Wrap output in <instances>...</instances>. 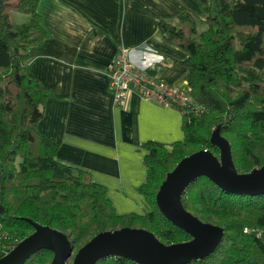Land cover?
Returning <instances> with one entry per match:
<instances>
[{
    "label": "trees",
    "instance_id": "obj_1",
    "mask_svg": "<svg viewBox=\"0 0 264 264\" xmlns=\"http://www.w3.org/2000/svg\"><path fill=\"white\" fill-rule=\"evenodd\" d=\"M38 3L0 0V247L8 252L28 237L34 229L27 220L63 233L76 251L97 234L121 228L145 229L169 246L190 242L192 237L157 206L167 175L202 150L219 158L212 143L217 129L231 145L238 173L264 167V0H200L201 19L183 10L175 18L178 25L156 20L164 38L188 54L182 64L200 111L193 105L178 109L185 136L171 150L157 142L142 144L148 177L138 191L151 207L144 215H117L106 188L89 173L57 162V145L38 133L44 104L52 97L25 75L27 50L49 37L40 25ZM12 13L29 19L17 25ZM199 20L206 25L200 34ZM181 201L188 212L224 229L216 250L189 264H264V194L225 192L200 177ZM52 258L40 250L24 264H50ZM96 264L138 263L112 256Z\"/></svg>",
    "mask_w": 264,
    "mask_h": 264
},
{
    "label": "crops",
    "instance_id": "obj_2",
    "mask_svg": "<svg viewBox=\"0 0 264 264\" xmlns=\"http://www.w3.org/2000/svg\"><path fill=\"white\" fill-rule=\"evenodd\" d=\"M183 10L203 18L200 0H39L37 5L49 37L27 50L25 75L52 92L37 131L57 145V162L89 173L106 188L117 215L149 210L138 191L148 177L142 144L157 142L171 150L184 140V117L136 93L116 107L108 68L118 49L128 48L136 67L191 94L182 64L188 54L168 42L156 23L175 22Z\"/></svg>",
    "mask_w": 264,
    "mask_h": 264
},
{
    "label": "water",
    "instance_id": "obj_3",
    "mask_svg": "<svg viewBox=\"0 0 264 264\" xmlns=\"http://www.w3.org/2000/svg\"><path fill=\"white\" fill-rule=\"evenodd\" d=\"M212 143L220 149L218 158L209 150L183 159L170 172L156 197L160 212L174 226L188 233L190 242L165 245L145 229L121 228L97 234L74 255L72 264H96L112 256H122L138 264H189L208 257L221 243L224 229L188 212L181 201L188 186L206 177L225 192L257 196L264 194V167L248 174L238 173L231 145L217 129ZM34 231L3 257L0 264H24L33 254L47 250L50 264H67L74 247L63 233L27 220Z\"/></svg>",
    "mask_w": 264,
    "mask_h": 264
},
{
    "label": "built area",
    "instance_id": "obj_4",
    "mask_svg": "<svg viewBox=\"0 0 264 264\" xmlns=\"http://www.w3.org/2000/svg\"><path fill=\"white\" fill-rule=\"evenodd\" d=\"M109 86L113 95L114 105L122 107L128 97L136 93L148 102H155L175 109H186L193 105L191 94L172 86L149 70L140 69L132 63L131 50L120 47L108 68ZM249 232L248 229L245 230ZM9 252V251H8ZM0 247V257L8 254Z\"/></svg>",
    "mask_w": 264,
    "mask_h": 264
},
{
    "label": "rangeland",
    "instance_id": "obj_5",
    "mask_svg": "<svg viewBox=\"0 0 264 264\" xmlns=\"http://www.w3.org/2000/svg\"><path fill=\"white\" fill-rule=\"evenodd\" d=\"M28 19H29V17L28 16H26V15H22V14H18V13H12V14H10V20L13 22V23H15V24H18V25H20V24H22V23H24V22H26V21H28ZM201 19V18H200ZM198 34H200L201 32H203L204 30H206V25H204L200 20L198 21ZM192 97V96H191ZM194 104V106H195V108H197L198 106H196L195 105V103H193ZM199 108V107H198ZM197 110V109H196ZM200 110H198L197 112H199ZM110 203H111V201H110ZM111 205H112V203H111ZM112 207H113V205H112ZM114 208V207H113ZM115 210V209H114ZM151 211V207L149 206V210L148 211H146L145 213H148V212H150ZM76 250H74L73 251V256H72V258L67 262V264H72V261H73V257H74V255L76 254Z\"/></svg>",
    "mask_w": 264,
    "mask_h": 264
}]
</instances>
